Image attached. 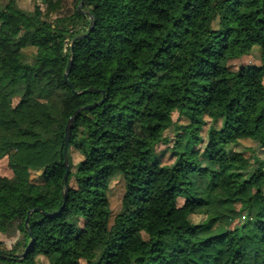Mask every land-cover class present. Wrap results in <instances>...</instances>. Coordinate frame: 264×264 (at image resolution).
Instances as JSON below:
<instances>
[{
    "label": "trees",
    "instance_id": "1",
    "mask_svg": "<svg viewBox=\"0 0 264 264\" xmlns=\"http://www.w3.org/2000/svg\"><path fill=\"white\" fill-rule=\"evenodd\" d=\"M81 1L88 14L76 6L54 18L57 0L46 10L15 0L0 7V159L12 172L0 174V231L17 222L20 233L14 248L0 245V264H43L39 256L44 264H264V159L253 167L233 148L251 139L264 150V0ZM85 33L71 51L67 42ZM254 46L262 64L232 69L229 59ZM27 47L36 49L29 60ZM70 59L68 81L79 93L64 78ZM161 84L187 123L154 105ZM204 118L215 134L206 167L204 139L191 128ZM148 143L167 147L156 153ZM71 148L90 173L72 171ZM167 150L173 160L163 164ZM115 173L135 209L110 233L106 189ZM255 179L262 184L252 189ZM241 212L243 225L216 227Z\"/></svg>",
    "mask_w": 264,
    "mask_h": 264
},
{
    "label": "rangeland",
    "instance_id": "2",
    "mask_svg": "<svg viewBox=\"0 0 264 264\" xmlns=\"http://www.w3.org/2000/svg\"><path fill=\"white\" fill-rule=\"evenodd\" d=\"M46 1L47 0H15V4L25 10V11H32L36 5H39L42 10H46ZM55 1V0H52ZM57 6L51 9L50 17H57V16H67L72 14L75 7L79 5L77 0H57ZM7 0H0V7L4 5ZM56 8V9H55ZM81 10L86 11L82 5ZM76 27H69L71 30H75ZM67 45L69 43L67 42ZM34 47H27L22 49V54L24 55L26 60L32 58L35 54ZM228 64L232 67V69H237L241 65H261L262 61L260 58V50L257 46H254L251 53L242 56L238 59H229ZM16 100H14L15 102ZM154 105L157 106H164L173 111V119L178 124H185L188 122L185 118H178V110H179V100L176 95L165 85L161 84L156 96L153 99ZM206 123H202L199 121H193L191 124V128L193 129V133L196 135H200L203 137V142L198 146L199 157L201 160L202 167H206L210 164V161L207 159L206 156V149L205 145L207 143V139L209 136L212 137V142L215 141V134L214 130L211 128V122L208 118H204ZM219 123H214V127L217 128ZM168 136H173L171 129L167 130ZM146 144L144 146V150H149L151 147L154 149L156 153H160L163 149L167 147L165 144H157L153 145ZM234 150L243 152L244 156L247 157L250 162L252 163L253 167H257V158L260 157L264 159V150L259 148L256 143L251 139H241L239 140L238 145L233 147ZM170 149V148H169ZM71 155L73 161V172H78L82 175L90 173L89 165L83 161L82 155L71 148ZM217 153L215 154V156ZM173 160V157L169 150H167L166 154L161 158L163 164H169ZM0 174L4 176H12V172L10 166L8 164V158L4 157L0 159ZM39 171L30 170L29 178L33 182H39ZM262 184L260 180H253L251 184L252 189H256ZM107 197L110 203L111 209V217L109 221V229L110 233H115L122 227H125L129 222V214L134 211L135 209V202L134 198L131 194L126 192L125 190V182L120 173L113 174L107 183L106 189ZM182 201V200H180ZM181 203V202H180ZM57 205V198H55L52 203L48 204V208H54ZM246 214V213H245ZM193 221L197 222L201 215L195 214L192 216ZM247 218H245L244 212L239 213L234 217H223L221 218L219 224H217V228L221 231L225 228H234L244 224ZM17 222L14 223V226L10 227L8 230L1 232L0 231V245L4 249H12L15 247V243L20 238V233L17 228ZM111 237V234H110ZM23 248H18L17 253L20 254ZM39 263H46V259L43 256H39Z\"/></svg>",
    "mask_w": 264,
    "mask_h": 264
},
{
    "label": "water",
    "instance_id": "3",
    "mask_svg": "<svg viewBox=\"0 0 264 264\" xmlns=\"http://www.w3.org/2000/svg\"><path fill=\"white\" fill-rule=\"evenodd\" d=\"M81 4H82V1L81 3L78 5V9L81 10ZM82 12L88 14V11H84V10H81ZM91 27H92V24H91ZM90 27V28H91ZM85 34H78V35H75L74 37H72L70 43H69V46L71 47V51H73V44L74 42L79 39V38H82L83 36H85ZM71 63H72V60L70 59L69 62H68V65H67V68H66V72L64 74V78L65 80L69 83L68 81V74L70 72V67H71ZM70 84V83H69ZM71 85V84H70ZM71 88L72 90L75 92V93H79V91H76L74 89V87L71 85ZM83 92V91H81ZM99 104V103H97ZM96 105V104H95ZM94 104L92 105H86V106H83V107H80L78 109L75 110V113H78L81 109H86L88 107H91V106H95ZM73 121H74V116H70L67 123H66V126H65V134H64V138H65V147H64V162L66 164V172H65V175H64V180H65V183H66V179H67V174H68V171H69V165H68V157H67V146H68V141H69V138H70V132H71V129H72V124H73ZM40 208H34V209H31V210H39ZM31 210H29L28 212V216H29V213L31 212ZM28 216L25 220V225H27V220H28ZM28 247H29V244L27 245V247L25 248L24 252L21 253V254H17L16 255V258L18 260H21L27 253V250H28Z\"/></svg>",
    "mask_w": 264,
    "mask_h": 264
}]
</instances>
